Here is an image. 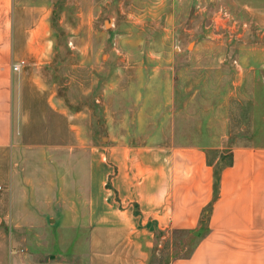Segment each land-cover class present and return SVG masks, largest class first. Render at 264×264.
I'll return each instance as SVG.
<instances>
[{
  "label": "crops",
  "instance_id": "crops-1",
  "mask_svg": "<svg viewBox=\"0 0 264 264\" xmlns=\"http://www.w3.org/2000/svg\"><path fill=\"white\" fill-rule=\"evenodd\" d=\"M225 2L264 19V0ZM50 12L0 0V264H149L156 229L202 227L169 264H264V144L228 145L229 123L209 144L106 141L76 161L72 143L17 139L18 82L50 56Z\"/></svg>",
  "mask_w": 264,
  "mask_h": 264
},
{
  "label": "rangeland",
  "instance_id": "rangeland-1",
  "mask_svg": "<svg viewBox=\"0 0 264 264\" xmlns=\"http://www.w3.org/2000/svg\"><path fill=\"white\" fill-rule=\"evenodd\" d=\"M228 7L51 0V53L18 82L17 139L72 143L75 161L106 141L209 144L227 123L228 145L264 144V19ZM205 232L156 229L149 264L188 255Z\"/></svg>",
  "mask_w": 264,
  "mask_h": 264
},
{
  "label": "built area",
  "instance_id": "built-area-1",
  "mask_svg": "<svg viewBox=\"0 0 264 264\" xmlns=\"http://www.w3.org/2000/svg\"><path fill=\"white\" fill-rule=\"evenodd\" d=\"M22 64H23V60H20L18 62H14L13 63V68L14 69H18L20 67V65H22Z\"/></svg>",
  "mask_w": 264,
  "mask_h": 264
}]
</instances>
